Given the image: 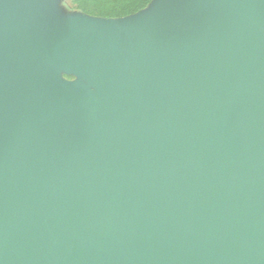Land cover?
I'll return each mask as SVG.
<instances>
[{"label": "water", "instance_id": "obj_1", "mask_svg": "<svg viewBox=\"0 0 264 264\" xmlns=\"http://www.w3.org/2000/svg\"><path fill=\"white\" fill-rule=\"evenodd\" d=\"M0 264H264V0H0Z\"/></svg>", "mask_w": 264, "mask_h": 264}, {"label": "trees", "instance_id": "obj_2", "mask_svg": "<svg viewBox=\"0 0 264 264\" xmlns=\"http://www.w3.org/2000/svg\"><path fill=\"white\" fill-rule=\"evenodd\" d=\"M153 0H72L75 8L106 18L125 17L140 12Z\"/></svg>", "mask_w": 264, "mask_h": 264}, {"label": "rangeland", "instance_id": "obj_3", "mask_svg": "<svg viewBox=\"0 0 264 264\" xmlns=\"http://www.w3.org/2000/svg\"><path fill=\"white\" fill-rule=\"evenodd\" d=\"M59 2H60L61 7L65 10L66 14L68 16L73 17V18L74 17H80V18L87 17V18H90V19L93 18V19H113V20H117L118 19L119 20L121 18L128 17V16H125V17H119V18H106V17H102V16L92 15V14H89V13H84L83 11L75 8V5L72 3V0H59ZM132 15H134V14H132ZM61 78L64 79V80H69V81H75L76 80L75 76L69 75V74H65V73H63L61 75Z\"/></svg>", "mask_w": 264, "mask_h": 264}]
</instances>
